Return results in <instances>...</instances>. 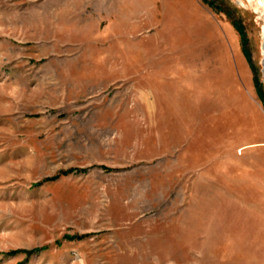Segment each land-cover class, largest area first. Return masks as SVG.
Listing matches in <instances>:
<instances>
[{
    "label": "rangeland",
    "instance_id": "rangeland-1",
    "mask_svg": "<svg viewBox=\"0 0 264 264\" xmlns=\"http://www.w3.org/2000/svg\"><path fill=\"white\" fill-rule=\"evenodd\" d=\"M263 25L264 0H0V264H264Z\"/></svg>",
    "mask_w": 264,
    "mask_h": 264
},
{
    "label": "trees",
    "instance_id": "trees-1",
    "mask_svg": "<svg viewBox=\"0 0 264 264\" xmlns=\"http://www.w3.org/2000/svg\"><path fill=\"white\" fill-rule=\"evenodd\" d=\"M69 171H64L63 173L67 174ZM58 176L54 177V178H57ZM67 238L69 239H73L75 238L74 236H67ZM41 248H35L34 250L32 251H27V253L31 254L32 252H38L40 251ZM20 250H15V251H10L9 254L13 255V254H16V253H19Z\"/></svg>",
    "mask_w": 264,
    "mask_h": 264
},
{
    "label": "bare ground",
    "instance_id": "bare-ground-1",
    "mask_svg": "<svg viewBox=\"0 0 264 264\" xmlns=\"http://www.w3.org/2000/svg\"><path fill=\"white\" fill-rule=\"evenodd\" d=\"M261 37H262V53H263V60H262V62L264 64V25L262 27V35H261Z\"/></svg>",
    "mask_w": 264,
    "mask_h": 264
},
{
    "label": "flooded vegetation",
    "instance_id": "flooded-vegetation-1",
    "mask_svg": "<svg viewBox=\"0 0 264 264\" xmlns=\"http://www.w3.org/2000/svg\"><path fill=\"white\" fill-rule=\"evenodd\" d=\"M261 35H262V32H261ZM261 49H262V43H261ZM262 56H263V53H262Z\"/></svg>",
    "mask_w": 264,
    "mask_h": 264
},
{
    "label": "water",
    "instance_id": "water-1",
    "mask_svg": "<svg viewBox=\"0 0 264 264\" xmlns=\"http://www.w3.org/2000/svg\"><path fill=\"white\" fill-rule=\"evenodd\" d=\"M263 66H264V64H263ZM263 71H264V68H263Z\"/></svg>",
    "mask_w": 264,
    "mask_h": 264
}]
</instances>
